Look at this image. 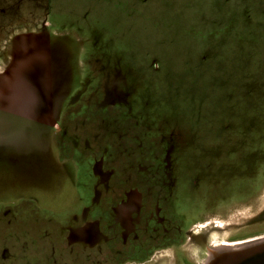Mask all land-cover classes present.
Wrapping results in <instances>:
<instances>
[{"label": "rangeland", "instance_id": "obj_1", "mask_svg": "<svg viewBox=\"0 0 264 264\" xmlns=\"http://www.w3.org/2000/svg\"><path fill=\"white\" fill-rule=\"evenodd\" d=\"M28 34L57 45L61 83L0 111V264H52L134 183L172 195L183 254L264 239V0H0V58ZM47 109L54 125L30 120Z\"/></svg>", "mask_w": 264, "mask_h": 264}, {"label": "flooded vegetation", "instance_id": "obj_2", "mask_svg": "<svg viewBox=\"0 0 264 264\" xmlns=\"http://www.w3.org/2000/svg\"><path fill=\"white\" fill-rule=\"evenodd\" d=\"M197 185L195 183L194 188ZM153 186L157 184L134 183L123 189L127 193L120 196L126 197L118 195L111 199L100 198L94 205L85 208L79 221L80 237L70 234L66 240H61L64 244L60 252L57 247L53 248L52 264H204L208 256L205 252L210 253L216 247L211 248L213 245L204 237L202 251L206 257H199V260L189 253L183 254L179 250L184 246L179 244L182 241L181 229L176 218H173L180 215L171 214L168 208L172 195L163 198L165 194L156 193L158 190ZM161 187L165 188V184ZM137 189L149 192L148 200H144L143 205L141 200L135 198L136 193H133ZM204 206L210 205L205 203ZM255 239L220 243L242 244ZM165 242L172 245L162 248L164 244L161 243ZM168 249L172 252L170 258L165 253Z\"/></svg>", "mask_w": 264, "mask_h": 264}, {"label": "water", "instance_id": "obj_3", "mask_svg": "<svg viewBox=\"0 0 264 264\" xmlns=\"http://www.w3.org/2000/svg\"><path fill=\"white\" fill-rule=\"evenodd\" d=\"M22 52L15 53L9 67L0 74V111L23 116L22 112L28 106L35 104V98L41 103L35 105H49L50 98L58 93L61 83L60 66L56 62L57 45L50 44L39 47L34 35H23L20 38ZM22 44V45H21ZM34 46V47H33ZM57 88V89H56ZM64 96L59 100L60 107ZM57 105V109L59 107ZM32 121L47 125H54L52 111L47 113L34 112ZM204 264H264V239L245 243L240 247H222L211 250Z\"/></svg>", "mask_w": 264, "mask_h": 264}, {"label": "crops", "instance_id": "obj_4", "mask_svg": "<svg viewBox=\"0 0 264 264\" xmlns=\"http://www.w3.org/2000/svg\"><path fill=\"white\" fill-rule=\"evenodd\" d=\"M75 34V33H74ZM74 34H72L73 36H72V38L70 39L69 38V43H70V45H69V48H74L75 49V47H74V45L75 46H78V49H81V46H80V44H82V40L80 39V38H78L76 35H74ZM65 40H67L68 41V39L67 38H65ZM16 44L14 45V46H16L15 48H12V53L10 52V50L9 49H7V52H6V56H7V60L6 59H2V57L0 58V62H5V61H8V57H9V59H10V61H12V59H13V55L15 54V53H20V52H22V50L20 51L19 50V48L21 47L20 46V41L18 40V41H16L15 42ZM22 45V44H21ZM10 56H11V58H10ZM81 61V60H80ZM79 64L81 65V62H79ZM9 67V66H8ZM7 67V68H8ZM80 67V66H79ZM78 67V68H79ZM6 68V69H7ZM1 73V72H0Z\"/></svg>", "mask_w": 264, "mask_h": 264}, {"label": "bare ground", "instance_id": "obj_5", "mask_svg": "<svg viewBox=\"0 0 264 264\" xmlns=\"http://www.w3.org/2000/svg\"><path fill=\"white\" fill-rule=\"evenodd\" d=\"M226 232V231H225ZM229 234V233H228ZM226 236V235H225ZM228 236V235H227ZM226 238V237H225ZM213 242V241H212ZM237 245H239V244H237ZM195 255V254H194Z\"/></svg>", "mask_w": 264, "mask_h": 264}]
</instances>
